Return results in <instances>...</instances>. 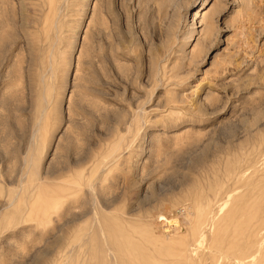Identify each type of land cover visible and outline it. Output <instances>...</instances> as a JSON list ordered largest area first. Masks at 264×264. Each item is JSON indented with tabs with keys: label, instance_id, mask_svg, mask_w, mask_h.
<instances>
[{
	"label": "rangeland",
	"instance_id": "rangeland-1",
	"mask_svg": "<svg viewBox=\"0 0 264 264\" xmlns=\"http://www.w3.org/2000/svg\"><path fill=\"white\" fill-rule=\"evenodd\" d=\"M109 240L264 264V0H0V264H115Z\"/></svg>",
	"mask_w": 264,
	"mask_h": 264
},
{
	"label": "bare ground",
	"instance_id": "bare-ground-1",
	"mask_svg": "<svg viewBox=\"0 0 264 264\" xmlns=\"http://www.w3.org/2000/svg\"><path fill=\"white\" fill-rule=\"evenodd\" d=\"M197 14L198 13H196L195 16H197ZM161 214H163V215H161L162 217L160 219L159 224L161 226H163V228L158 231V235H159L161 241L162 242L172 243V241L180 240V239H178L179 237L178 238L175 237V239L172 238V237L175 234H179L180 230L183 231L185 229L183 225H184L185 222H187V220H188L187 218H188V215H189V214L187 215L186 207H182V206L181 207H177L172 212L166 210L164 213H162V211H161ZM79 219H81V218H79V217L75 218V220H79ZM102 234H103V232H102ZM179 236L182 238V236H185V235L180 234ZM109 243L113 245L112 247L111 246L108 247V251H109L110 257L112 258V261L115 262V264H119V259L120 258H119V256L117 255V253H116V251L114 249L115 248V244L112 242V240H109ZM85 263H87L86 259L84 260L83 264H85Z\"/></svg>",
	"mask_w": 264,
	"mask_h": 264
}]
</instances>
